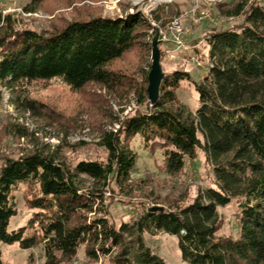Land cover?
I'll use <instances>...</instances> for the list:
<instances>
[{
    "label": "trees",
    "instance_id": "1",
    "mask_svg": "<svg viewBox=\"0 0 264 264\" xmlns=\"http://www.w3.org/2000/svg\"><path fill=\"white\" fill-rule=\"evenodd\" d=\"M22 1L21 14L0 11V89L11 93L17 110L66 128L61 114L31 98L38 84L58 85L70 96L91 84L111 94L122 91L134 96L137 110L113 118L117 128L100 131L96 146L104 160L73 165L63 141L32 147L18 158L0 152V264L1 246L15 244L23 251L42 250V264H71L80 249L94 264H166L144 239L161 233L178 238L182 264H264V0L216 2L219 17L241 18L240 25L207 36L202 80L187 72L165 75L153 104L146 76L135 83L112 68L145 45L149 25L140 15L96 16L41 29L27 26L21 15L36 14L47 0ZM184 81L198 94L195 109L178 98ZM135 139L144 150L154 141L168 145L161 170L169 177L182 175L202 155L211 181L198 187L190 203L185 196L167 206L156 202L162 212L133 204L131 220L115 226L106 194L112 184L125 195L138 188L131 184ZM83 178L92 182L88 189ZM20 191L31 215L9 231ZM231 204L239 217L237 238L219 235L220 210ZM27 264H34L33 254Z\"/></svg>",
    "mask_w": 264,
    "mask_h": 264
},
{
    "label": "rangeland",
    "instance_id": "2",
    "mask_svg": "<svg viewBox=\"0 0 264 264\" xmlns=\"http://www.w3.org/2000/svg\"><path fill=\"white\" fill-rule=\"evenodd\" d=\"M220 1L225 0H47L36 14L21 16L26 19L27 26L42 29L50 25L60 28L68 22L96 16L116 18L138 14L149 25V29L144 31L146 39L142 40L145 45H137L112 68L128 74L135 83L142 82L150 71L151 42L158 33L163 74L187 72L193 80L200 81L207 71V36L239 26L242 21L241 18L225 20L219 17L215 3ZM23 5L22 0H0V11L3 14H21ZM30 92L31 98L61 114L59 121H65L66 128L17 110L11 93L0 89V152L6 156L18 158L32 147L48 145L53 148L63 141L62 144L68 145L63 153L73 165L81 160H104L103 151L96 146L100 131L117 128V125H111L113 118L121 120L137 110L132 94H122V91L111 94L93 84L88 85L80 95L70 96L67 90L55 84L48 89L38 84ZM119 94L121 97H118ZM178 98L192 109L198 106V94L189 82L180 83ZM18 129H24L28 135L20 137ZM168 148L165 143L154 141L144 150L138 139L133 141L131 149L137 155V163L131 175V184L133 188H138L125 195L112 184L106 194L109 219L115 226L131 220L134 216L133 204L150 208L158 202L167 206L184 196L185 203H190L198 187L210 183L202 155L196 163L188 162L182 175L166 176L161 166L163 153ZM83 182L86 189L92 184L87 178H83ZM16 201L17 216L11 219L9 231L25 225L31 215L24 207V191L16 193ZM236 212L233 204L220 210V236L238 237L239 217ZM144 239L166 264H182L176 236L161 233L156 237L146 235ZM1 254L4 264H27L30 254L34 256V264L43 263L42 250L23 251L17 244L2 245ZM71 264L94 263H90L84 249H80ZM96 264L112 262L103 259Z\"/></svg>",
    "mask_w": 264,
    "mask_h": 264
},
{
    "label": "water",
    "instance_id": "3",
    "mask_svg": "<svg viewBox=\"0 0 264 264\" xmlns=\"http://www.w3.org/2000/svg\"><path fill=\"white\" fill-rule=\"evenodd\" d=\"M159 40H160V36L157 33L151 42L152 62H151L150 71L147 76L148 85L146 89L147 95H148V102L150 104L155 103L156 100L158 99L159 87L165 76L162 72L161 65H160V52L158 49ZM149 210L162 212L163 208L159 206H152L149 208Z\"/></svg>",
    "mask_w": 264,
    "mask_h": 264
}]
</instances>
